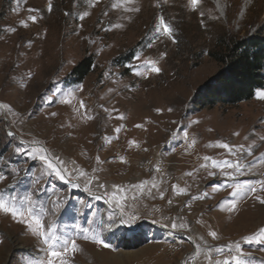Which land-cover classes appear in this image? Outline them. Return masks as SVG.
Here are the masks:
<instances>
[{"label":"rangeland","instance_id":"1","mask_svg":"<svg viewBox=\"0 0 264 264\" xmlns=\"http://www.w3.org/2000/svg\"><path fill=\"white\" fill-rule=\"evenodd\" d=\"M160 17L172 38L156 31ZM252 36L264 39V0H200L195 10L188 0H0V195L30 194L45 224L75 240L67 264H236L237 244L246 264H264V191L231 195L264 180V84L233 106L196 103L230 44ZM41 147L64 161L66 180ZM205 156L244 167L213 168ZM47 259L26 224L0 213V264Z\"/></svg>","mask_w":264,"mask_h":264},{"label":"snow or ice","instance_id":"2","mask_svg":"<svg viewBox=\"0 0 264 264\" xmlns=\"http://www.w3.org/2000/svg\"><path fill=\"white\" fill-rule=\"evenodd\" d=\"M128 2H131V0H128ZM200 0H188V6L195 10L199 4ZM116 6V5H114ZM52 5L51 2L48 4V10L51 11ZM129 11H139L138 8H132L127 9ZM29 11H38L35 9H30ZM85 15H88V13H85ZM84 17L82 16L81 19ZM30 19L35 22L36 17L32 16ZM26 26V25H25ZM119 27V26H118ZM156 31L161 33L162 35H167L169 38H172V30L171 28L165 24L163 17L159 18V24L156 26ZM150 65V71L158 73L160 71V68L156 66L155 62L149 61L146 62ZM139 74V73H138ZM257 98L264 100V91H259L257 93ZM81 106L84 107L83 102H81ZM121 119L123 117H120ZM136 127H142V125H136ZM115 132H119L120 128H116L114 130ZM11 134V133H10ZM235 135H239V133H234ZM185 136H187V133H185ZM261 139H264V137H261ZM134 143V142H132ZM195 143V142H193ZM217 146L220 148H223L225 150H228L230 153L232 151V146L227 143L217 142ZM243 147V146H241ZM247 155H251V152H248ZM37 156L38 158L44 162V164L47 166L48 169H51L52 172L60 179V180H66V176H68V168L65 165L64 161H62L59 157H49L47 150L43 147L37 149ZM123 159V158H121ZM204 161H210L213 168H220V169H233L235 173H240L244 165L240 163L239 160L230 162L229 160H224L222 162H218L211 157L205 156L203 157ZM97 160L99 161V158L97 157ZM251 167V165H248ZM201 167H207V164H202ZM156 171H160L159 168L156 169ZM213 172H209V175H213ZM225 175H231V173H224ZM80 177H84L85 173L80 171L79 172ZM4 177L0 176V180H3ZM98 180V178H95ZM67 182L71 183V179L68 178ZM92 183V180L89 179L87 181V184L85 186V190H89L87 185H90ZM148 182L145 181L141 186L143 187L144 184H147ZM72 186L79 187L80 185L77 183H73ZM259 186L260 191H264V180H256L254 182L248 181L244 183H236L232 185V192L231 195L233 197H236L237 195H245L249 192L256 193ZM99 187L103 188V184H99ZM152 187H156L155 184L152 185ZM177 186H173V190H176ZM181 192L183 190L181 189ZM161 198H163V193L161 192ZM96 199H100L99 196L96 197ZM122 199L126 200L127 197L124 196ZM255 199L262 205H264V198H262L260 195H256ZM117 205L119 206L120 202L116 201ZM171 203V201H169ZM236 208L235 201L231 202V207L228 209L229 211H234ZM123 211V209H121ZM0 213L5 215H10L12 219L18 223L26 224V226L30 229L31 233L36 236L39 240L43 242V245L45 246V250L47 251V261L46 264H67V261L63 259L67 254L71 251L72 253H75L77 250V245L75 240H69L66 237L61 236L58 234L57 229L54 225H46L43 219L44 209L42 207L38 208L35 201L33 200L32 196L25 195L23 198H17V197H11V198H5L3 195H0ZM180 228H184V224L179 225ZM172 228L176 229L177 225L175 223L172 224ZM210 235L213 238H216L217 234L215 232L210 233ZM259 239L257 242H264V228L259 229ZM85 239H88L87 236L84 237ZM253 238H256V234H253ZM246 240H248L247 237H245ZM95 243L101 244L103 247H109L104 241L99 239H94ZM249 242H251L249 240ZM198 250V249H197ZM236 250L239 253V256L234 258L236 260V264H246V262L242 259L244 256V253L240 246L236 245ZM211 251V250H209ZM217 251H222V249H217ZM232 249L229 248V252L231 253ZM209 260H211V257H207ZM43 264V262H42ZM224 264H230L228 260L224 261Z\"/></svg>","mask_w":264,"mask_h":264},{"label":"trees","instance_id":"3","mask_svg":"<svg viewBox=\"0 0 264 264\" xmlns=\"http://www.w3.org/2000/svg\"><path fill=\"white\" fill-rule=\"evenodd\" d=\"M227 51V64L213 54L216 61L226 65V69L202 90L201 99L196 102L199 108L206 105L233 106L249 101L264 84V39L252 36L231 43ZM90 67V60L83 61L73 70V76L82 79Z\"/></svg>","mask_w":264,"mask_h":264},{"label":"bare ground","instance_id":"4","mask_svg":"<svg viewBox=\"0 0 264 264\" xmlns=\"http://www.w3.org/2000/svg\"><path fill=\"white\" fill-rule=\"evenodd\" d=\"M143 127H144V126H143ZM109 135H110V134H109ZM138 137H139V136H138ZM144 137H145V136H144ZM131 139H132V138H131ZM129 146H131V145H129ZM142 147H143V146H142ZM110 149H111V148H110ZM142 149H143V148H142ZM132 151H134V149H133ZM190 154H191V153H190ZM191 155H192V154H191ZM149 157H150V156H149ZM173 158H174V157H173ZM183 160H184V159H183ZM182 165H183V164H182ZM180 166H181V165H180ZM189 166H190V165H189ZM188 168H189V167H188ZM197 169H198V168H197ZM197 169H196V170H197ZM187 170L189 171V169H187ZM193 170H195V169H193ZM186 172H187V171H186ZM186 172H185V173H186ZM195 172H197V171H195ZM175 174H176V173H175ZM193 176H194V175H193ZM201 176H202V175H201ZM191 177H192V176H191ZM203 177H204V175H203ZM187 179H188V178H187ZM189 179H190V177H189ZM184 181H185V180H184ZM184 183H186V182H184ZM184 185H185V184H184ZM185 186H186V185H185ZM180 188H181V187H180ZM179 191H180V190H179ZM115 254H116V253H115ZM123 255H124V254H123ZM121 260H122V259H121ZM145 260H146V259H145ZM108 262H109V261H108ZM108 262H107V263H108ZM144 262H145V261H144ZM157 264H158V263H157ZM160 264H161V263H160Z\"/></svg>","mask_w":264,"mask_h":264}]
</instances>
